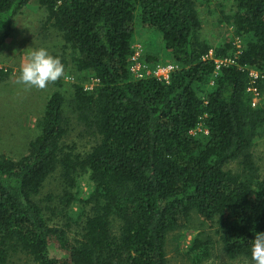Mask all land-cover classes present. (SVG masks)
<instances>
[{"label":"trees","instance_id":"trees-1","mask_svg":"<svg viewBox=\"0 0 264 264\" xmlns=\"http://www.w3.org/2000/svg\"><path fill=\"white\" fill-rule=\"evenodd\" d=\"M29 1L0 0V51ZM36 1L46 23L62 34L75 70L96 79L92 89L74 83L68 101L95 142L81 154L62 144L66 97L55 90L26 153L0 155V264L17 252L34 264H168L167 235L184 228L193 213L215 224L228 258L251 262V241L264 233V174L250 151L264 128V106L251 107L245 91L255 68V86L264 94V0H233L225 20L246 40L234 63L220 65L204 96L214 60L232 57L235 48L229 41L213 48L201 37L195 0ZM137 19L162 35L178 64L168 82L137 80L130 72ZM211 49L213 58H206ZM6 75L0 69V77ZM198 123L204 137L191 133ZM237 159L239 170L226 168ZM58 169L65 183L61 210H81V232L72 238L45 216L58 206L39 198ZM84 173L93 188L78 198L73 189ZM209 244L193 239L195 261Z\"/></svg>","mask_w":264,"mask_h":264},{"label":"rangeland","instance_id":"rangeland-1","mask_svg":"<svg viewBox=\"0 0 264 264\" xmlns=\"http://www.w3.org/2000/svg\"><path fill=\"white\" fill-rule=\"evenodd\" d=\"M195 2L201 22L200 35L207 43L215 48L229 41L235 49L236 44L242 47L246 37L233 35L232 26L225 20L226 15L232 14L235 8L233 0H195ZM46 15L45 8L36 0L29 1L14 16L13 32L5 40L0 51V69L7 72L5 78L0 77V155L14 159H18L26 153L29 142L38 133V120L43 115L48 98L55 90L61 91L66 97L64 113L67 132L62 144L72 148L75 153L81 154L87 152L95 142L91 129L76 119L68 101L74 83H81L85 89H92L96 85V79L89 71L78 72L75 70L62 34L55 27L46 23ZM40 48L47 49L51 55L61 59L65 65L66 78L50 85L46 90H28L16 81L22 64L27 61L32 51ZM132 50V56L140 62H145L148 65L173 64L178 68V64L172 60L164 46L162 35L153 28L142 27L138 19L132 39ZM250 70L260 72L255 68H250ZM217 74L218 69L215 67L208 85L202 87L203 96L213 86ZM245 96L250 98L251 107L264 106V94L259 93L255 105L251 103L252 95L249 91H245ZM191 133L196 137H204L207 135V130L202 123H198ZM250 151L259 174L263 175L264 128L259 129ZM226 168L233 171L239 170V160L231 161L226 165ZM77 184L73 191L78 198H86L93 188L88 174L84 173L79 176ZM64 185V179L58 169L46 179L39 198L43 205L58 206L55 213L46 211L45 216L49 218V224L64 227L67 230V235L72 238L81 232V221L76 218L81 210L78 205L69 207L67 211L61 210L59 197L65 189ZM49 196L53 197L51 201L43 200ZM67 214L70 217H67ZM215 227L212 221L204 220L201 216L193 213L184 228L174 230L167 235L165 255L168 264H251L250 260L244 257L231 259L226 256L218 241ZM195 237H199L201 240H210V244L207 245L208 250L205 256L200 258V261H195L194 253L190 251ZM6 264L34 263L29 256L17 252L10 256Z\"/></svg>","mask_w":264,"mask_h":264},{"label":"clouds","instance_id":"clouds-1","mask_svg":"<svg viewBox=\"0 0 264 264\" xmlns=\"http://www.w3.org/2000/svg\"><path fill=\"white\" fill-rule=\"evenodd\" d=\"M66 78L65 65L61 59L40 48L30 53L22 64L17 83L26 89L46 90ZM251 264H264V233H256L250 247Z\"/></svg>","mask_w":264,"mask_h":264},{"label":"built area","instance_id":"built-area-1","mask_svg":"<svg viewBox=\"0 0 264 264\" xmlns=\"http://www.w3.org/2000/svg\"><path fill=\"white\" fill-rule=\"evenodd\" d=\"M241 51V46L236 44V49L234 55L232 57H228L225 59H215L216 69H219L220 65L232 64L238 53ZM206 58H212V51L210 50ZM177 68V66L173 64H155V65H148L145 62L138 61L134 56L131 58V62L129 65V69L131 74L133 75L134 79L140 80L148 77H155L159 80H163L168 82L170 79L171 73ZM259 73L250 70L249 77L250 82L248 87L246 88L252 95L251 103L252 105L256 104L257 96L259 95L260 91L255 86V80L258 78Z\"/></svg>","mask_w":264,"mask_h":264}]
</instances>
